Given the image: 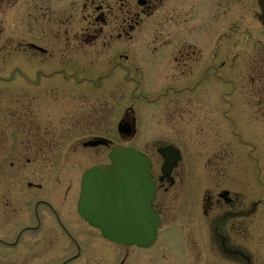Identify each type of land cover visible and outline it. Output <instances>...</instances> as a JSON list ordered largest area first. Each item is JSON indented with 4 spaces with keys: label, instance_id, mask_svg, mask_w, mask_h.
Here are the masks:
<instances>
[{
    "label": "flooded vegetation",
    "instance_id": "1",
    "mask_svg": "<svg viewBox=\"0 0 264 264\" xmlns=\"http://www.w3.org/2000/svg\"><path fill=\"white\" fill-rule=\"evenodd\" d=\"M260 1L0 0V73L1 53H20L32 58L35 74L16 67L19 91L1 93L18 103L0 112L11 119L0 123V264H152L155 243L144 249L107 241L77 209L83 174L110 165L114 147L134 148L135 136L116 144L101 135L119 123L201 136L206 128L212 147L242 148L240 175L221 171L215 155L210 168L218 171L201 177L209 185L197 205L194 259L264 264ZM7 77L0 74V83L8 85ZM104 113L114 121L105 123ZM181 157L167 178L153 173L151 161L152 207L162 224L161 208L184 183Z\"/></svg>",
    "mask_w": 264,
    "mask_h": 264
},
{
    "label": "rangeland",
    "instance_id": "2",
    "mask_svg": "<svg viewBox=\"0 0 264 264\" xmlns=\"http://www.w3.org/2000/svg\"><path fill=\"white\" fill-rule=\"evenodd\" d=\"M1 54L6 59V62L4 60V66L6 67V69L3 70V72L0 74L4 76L9 75L7 79H4L5 82H7L6 84H9L5 85L4 83H0V112L3 109L7 108L14 109L16 107V104L18 103V100L14 97H9L8 99H6V95H1V93L10 94L19 91V84H17V82L19 81L17 77L18 73L14 71V69L16 67H22L24 69L30 68L31 74L35 76L31 67L34 64L33 62H31V57L23 56V54L20 53ZM96 60L97 59L92 58L91 62H96ZM210 88L211 86L206 84L201 85L198 90L204 89L205 91H207V89ZM104 103L107 104L108 102L105 101ZM108 108L111 109V106L109 105ZM115 116L116 115L108 116L106 113H104L103 121L105 123L113 122ZM80 117L83 118V116ZM87 118L91 119V116H88ZM10 122L11 119H8L7 121L6 119H3L2 116H0V123L7 124ZM13 122H17L16 117L15 119L13 118ZM241 129L242 128L239 126L235 129L236 135H233L236 138L235 142L237 141V139H241ZM102 132L103 133H101V135L113 138L116 144L117 142H122L120 136L118 140V135L115 128L114 132ZM209 132L210 131L206 128L203 130V133L201 132L202 134H204V136H208L206 138L203 135H197L196 132H185L180 130L177 131L165 126H163V128H155L151 131L150 129L142 130L141 125L139 127L138 123L135 138L130 141L132 147H134L138 151L145 152L151 159L153 163L154 174L159 172V167L162 163L159 155H157L156 153V149L159 146H163L167 142L171 143L176 146L183 155L182 166L184 167L185 172L184 183L179 188L180 195L174 201H166V205L168 204L169 208L166 205V208H161L163 224L159 230V239L157 244L149 251L151 257H153L152 264H185V260L183 261V252L185 253V258L188 259V264H201L202 260H200L199 262L196 256L194 259V252L192 246V241L196 237V233L194 230V221L197 219V214L199 210L197 205L200 204L201 197L203 196V191L209 185V180L207 179L208 177H210L209 173L218 171H211L210 167L213 165L212 162L214 160L212 158L215 155L222 156L221 158L223 159L219 160L218 162H223H221V164H219L218 166L220 169L222 168L223 171L233 173V175H240V173L244 171L243 169H241V164L239 162L242 148L236 147L235 145H232L231 147L224 146L222 148H214L210 145V142H208V140H210L211 138V133ZM80 136H82V134L78 132L72 134L70 138L74 141L77 140ZM111 136H114L115 138ZM251 150L252 149L249 148L247 152H250ZM227 162H229V166L227 165V169L225 170L224 168ZM247 165L248 172H253L257 170L256 165ZM198 177L207 178H201V180H199L197 179ZM209 190L211 191V187L209 188ZM158 195V199L163 197L162 193H159ZM164 198H166V196ZM158 205L159 204H157V206ZM161 249H165L167 253H162Z\"/></svg>",
    "mask_w": 264,
    "mask_h": 264
},
{
    "label": "water",
    "instance_id": "3",
    "mask_svg": "<svg viewBox=\"0 0 264 264\" xmlns=\"http://www.w3.org/2000/svg\"><path fill=\"white\" fill-rule=\"evenodd\" d=\"M261 21L264 26V0ZM119 134L129 137V124L119 125ZM163 157L161 169L167 177L179 161V153L171 147L158 150ZM110 166L88 170L81 183L78 213L102 237L111 242L147 247L157 236L160 220L151 203L155 184L150 176V162L132 149L116 147L109 153Z\"/></svg>",
    "mask_w": 264,
    "mask_h": 264
},
{
    "label": "bare ground",
    "instance_id": "4",
    "mask_svg": "<svg viewBox=\"0 0 264 264\" xmlns=\"http://www.w3.org/2000/svg\"><path fill=\"white\" fill-rule=\"evenodd\" d=\"M158 240L156 241V243L154 244V246L157 244Z\"/></svg>",
    "mask_w": 264,
    "mask_h": 264
}]
</instances>
